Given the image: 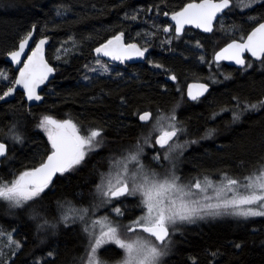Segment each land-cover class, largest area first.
<instances>
[{
  "label": "trees",
  "instance_id": "16d2710c",
  "mask_svg": "<svg viewBox=\"0 0 264 264\" xmlns=\"http://www.w3.org/2000/svg\"><path fill=\"white\" fill-rule=\"evenodd\" d=\"M185 2L187 0H0V71L9 78L17 76L6 56L16 49L33 25L37 38L48 37L47 57L56 69L53 80L43 87L45 100L41 104L29 106L20 91L13 101H0V140L10 148L9 162L2 164L0 178L11 180L13 172L39 163L48 147L46 134L35 127L43 115L73 119L84 128H100L104 144L79 171L55 178L54 188L35 204L18 210L0 202V227L4 232L16 229L15 238L23 244L15 264H37L38 261L79 264L87 244L82 227L61 225L54 233L51 230L40 233L36 224L42 221L30 220L29 214L35 209L48 220L56 221L57 201H71L77 206L96 202L95 185L100 181V173L107 169L109 157L121 156V150L140 139L147 127L138 121L137 111L146 108L170 111L177 101L172 80L162 79L154 70H142L138 77L127 82L95 77L85 83L82 81L85 65L95 57L93 49L117 31H125L129 42L143 46L144 34L155 31V36L147 37L150 40L147 47L152 49L150 55L171 69L168 74L177 75V83L185 84L196 73L191 59H187L190 54L177 48L174 51L179 55L165 54L168 50L162 41L166 34L159 30L167 24L162 13L179 10ZM62 7L70 11L65 16H57V10ZM149 8L153 10L148 11ZM125 13L129 17L138 14V19H125ZM72 38L75 46L67 62L56 63V49L62 43L73 41ZM259 68V71L252 70L226 81V87L213 95L215 104L229 102L232 96L264 98V68ZM162 83L167 85L165 91L161 89ZM7 86L10 85L0 80V90ZM207 110L195 112L184 107L181 115L189 130L205 126ZM17 121L26 125L21 129L26 138L22 146H13L6 138L10 125ZM219 130L215 141L220 143L218 147L211 143L206 151L187 153L185 164L189 172L203 167L214 169L212 172H224L217 170L220 168L242 177L251 171L250 166L264 162V108L237 124L229 122L219 126ZM80 193L82 195H78ZM133 203L135 200L130 199L129 204ZM237 244L241 246L237 248ZM49 252L53 256L49 257ZM163 264H264V217L185 225L175 236L173 250Z\"/></svg>",
  "mask_w": 264,
  "mask_h": 264
},
{
  "label": "snow or ice",
  "instance_id": "6c2138e0",
  "mask_svg": "<svg viewBox=\"0 0 264 264\" xmlns=\"http://www.w3.org/2000/svg\"><path fill=\"white\" fill-rule=\"evenodd\" d=\"M240 9L260 11L257 15L247 16V21L253 26L246 35L231 39L220 47L214 52L212 60L217 67L221 61H232L239 65L242 71L247 72L253 68V64L245 59V53H250L264 68V0H187L179 10L162 13L164 16L170 15L173 23L159 30L171 34L172 38L166 40L167 44L173 43V39H181L188 26L214 35L218 23L224 31L219 18L228 13L239 12ZM156 10L159 11V8ZM69 11V8L62 7L57 10L56 15L65 16ZM125 19L135 21L138 14L129 17V14L125 13ZM35 32L36 26L33 25L20 39L16 49L7 53L12 62L22 64V67L17 69L18 75L13 78L0 71V80L10 85L0 90V101L7 102V98L13 97L18 87L23 89L26 101H43L44 97L40 95L39 90L56 69L44 56L47 36L38 42L33 41L35 47L29 49V41L33 40ZM155 34V31L145 33L144 46H141L139 43L126 42L125 31H117L93 49L96 67L90 70L104 73L112 71L108 64L102 63V57H109L112 61L120 63L145 57L149 51L147 44L150 42L147 37H153ZM140 35L137 33V36ZM72 39L75 46V40ZM195 44L198 49L204 47L199 40ZM26 50L30 51V54L26 55ZM199 60L203 62L205 57L201 55ZM153 66L164 68L162 64ZM211 66L209 64V67ZM224 78L229 80L232 77L226 74ZM84 79L89 77L86 75ZM169 79L178 81L175 73H172ZM209 80L219 83L211 76ZM209 88L210 83L207 82L189 84L186 92L182 93V100L187 98L199 102L201 97L209 92ZM233 99L236 100L232 110L233 122L239 121L245 112L264 108V98L254 103L245 101L243 107L238 98ZM179 107L178 102L170 114L161 113L155 118L151 110H138L136 113L140 122L147 124L154 121L152 131L157 133L155 144L164 150V154L161 157L159 152H155L150 159L161 168L164 167V162H167V168L157 172L145 165V146L150 144L151 136L141 137L121 150L119 162L111 164L107 173H100V182L94 189L98 203L76 206L71 201H57V223H52L33 209L29 219L42 221L36 224V230L49 227L55 229L58 223L69 225L79 222L87 239L85 254L79 258V264H163L164 258L171 251L172 237L178 231L179 225L222 215L264 217V163L254 167L243 177L221 173L218 182L207 174L184 182L177 174L175 155L182 154L189 144L198 143L196 140L179 142L180 136L187 132L176 115ZM27 111L30 113L31 109ZM157 111L160 112L159 109ZM216 115L217 113H213L212 118ZM22 127L26 125L19 121L9 127L6 138L13 146H22L26 142ZM35 127L46 134L48 145L45 154L39 158V163L13 172L11 180L0 178V202H6L10 209L23 210L42 200L54 188L55 178L79 171L87 164L90 156L104 146L102 129L84 128L73 119H57L52 115H43L38 118ZM213 132L214 130H209L206 135L210 136ZM9 156V144L0 140V164L9 162ZM209 192L212 194L209 195ZM130 199H134L135 203H126ZM69 205L70 208L67 207ZM102 207H107L116 220L113 221L107 215L96 218V212ZM136 212L140 215H135ZM124 219L128 222H119ZM15 232L16 229H13L5 233L0 227V237L8 241L4 247L10 250V254L6 256L4 247H0V264H15V257L23 250V244L14 239ZM240 246L236 245L237 248ZM113 248L115 251H111ZM48 256H53V253L49 252ZM37 264L44 262L38 261Z\"/></svg>",
  "mask_w": 264,
  "mask_h": 264
},
{
  "label": "flooded vegetation",
  "instance_id": "af4514ba",
  "mask_svg": "<svg viewBox=\"0 0 264 264\" xmlns=\"http://www.w3.org/2000/svg\"><path fill=\"white\" fill-rule=\"evenodd\" d=\"M239 13H243V15H240ZM258 13L256 12H250L248 10H243L240 9L239 12H232V13H228L227 15H223L222 17H220L219 19L222 21L223 23V27H224V31L221 30L220 28V24L218 23L216 25V32L215 34H207V33H203L202 30L199 29H194L192 27H188L186 28L185 31V35L179 39L173 40V43H171L169 46H166V50H168V52H164L165 54H172V55H179L178 52L174 51L175 48L177 49H182L184 52L190 54V56L187 59H191L192 61V65L195 68V74H193V76L191 77V80H189L188 82H186L185 84H180L177 83V81H172L173 82V87L175 88V93L177 95V101L175 102V105L179 102L180 103V107L176 110V115L178 117V120L182 123V125L185 128H188L185 125V121L183 118V116L181 115L182 110L184 109V107H188V108H192V110L196 111H201L204 110L205 108H207L208 110L206 111V115L207 118L205 119V126L203 125V127H201V129L198 130H187V132L185 133L186 135V139L189 138L190 140H196L198 141V143H194L191 144L190 150L189 152L195 153L197 154L200 151H206V148L211 144V143H215L216 139H217V135L220 133L219 130V126L222 127V125L231 122L233 125L237 124L238 122L242 121V119H245L246 116L251 115V114H258L262 109H259L258 111H248L245 112L244 115L241 117V119L239 121L233 122L232 119V110L234 109L235 105H236V100H234L233 98L236 97L241 101V107H243V102L247 101V102H256L258 99H252V98H247V97H237V96H232L231 100L229 102H222V103H218L217 105L215 104V102L213 101V95L215 94V92L217 90H221L224 89L226 87V81L229 80H225V75L226 74H230L231 75V79H233L235 76H242L244 74H246L249 71L255 70V71H259L261 66H259V61L254 60L249 54H247L245 56L246 60L249 63L253 64V68L249 69L247 72H244L241 70V68L236 67L234 65H230L226 62H220L219 66L217 67V65L213 62L212 57L215 51H218L220 47H223L227 42H230L231 39H239L241 36L246 35V33L251 29V27L253 26L251 22L247 21V16L248 15H257ZM167 20V24H169V20L168 18L164 17ZM167 24L164 26L166 27ZM235 29V30H234ZM171 34H166L164 35V39H166L167 37H170ZM199 40L201 44L204 45L203 49H198L196 48V44L195 42ZM126 42H129L126 39ZM138 43V42H136ZM189 43V44H188ZM140 44V43H139ZM143 46V45H141ZM163 46L165 47V45L163 44ZM215 47V48H214ZM173 50V51H170ZM161 54V52H160ZM147 57L144 61L142 62H125L124 63V67L125 70L130 74V76H127V78L124 77H115L113 76V74H111L110 76H97V78H108L111 80H115V81H123V82H127L128 80H131L132 78H136L138 77V73L142 70H154L156 72H159V74L162 76V79H169V76L171 74H168V72L170 71H166L165 69L171 70L170 68L166 67L165 64L162 62H156L154 60V57L151 56L148 53H146ZM203 55L205 57V60L203 62H201L199 60V57ZM103 58V57H102ZM151 58L154 64H162L164 65V69L163 70H155L153 69L151 66H149V62L148 59ZM105 59V58H103ZM106 61H108L107 59H105ZM110 62V61H109ZM113 63V62H112ZM114 63L115 65L118 64ZM209 64H211L212 66L209 67ZM134 74V75H132ZM212 77L213 80H218L219 83H214L211 82L209 80V77ZM191 82H199V83H210V88H209V92L205 94L204 97H201L199 102H193L188 100L187 98H184L182 100V93L186 92L187 90V85H189V83ZM161 89L163 91H165L167 89V85H165L164 83H162L161 85ZM174 105V106H175ZM160 110V112L165 113L166 110L164 109H160V108H153V109H143V110H151L153 112V118L159 113L157 110ZM140 110V111H143ZM213 113H217V115L215 116V118H212ZM204 122V120H203ZM150 123V122H149ZM147 123V124H149ZM216 123V126H215ZM144 124V123H142ZM145 124V125H147ZM209 130H214L213 134L210 136H207L206 133ZM142 136V135H141ZM140 136V137H141ZM157 136V135H156ZM155 136V139H156ZM154 139V141H155ZM179 140H183L184 139H179ZM155 144V143H154ZM215 145L218 147L220 145V143H215ZM160 149L156 144L154 147L151 148L150 151H155ZM260 163L256 162L255 164H253L252 166H250V170H252L254 167L258 166ZM196 171H213L214 169H206V168H200V169H195ZM217 170H223L224 172H227L226 169H220L217 168ZM222 172V173H224ZM228 173V172H227Z\"/></svg>",
  "mask_w": 264,
  "mask_h": 264
},
{
  "label": "rangeland",
  "instance_id": "374dc122",
  "mask_svg": "<svg viewBox=\"0 0 264 264\" xmlns=\"http://www.w3.org/2000/svg\"><path fill=\"white\" fill-rule=\"evenodd\" d=\"M244 10V9H243ZM170 38H172L171 36L170 37H167L166 39H164L163 41H162V44H164L165 46H169L170 44H167L166 43V40L167 39H170ZM174 40V39H173ZM189 44V43H188ZM73 41H70V42H65V43H62L57 49H56V51H55V56H54V60H55V62L56 63H62V62H67V57H69V55L73 52L72 50H73ZM149 48V54H150V52H151V48L150 47H148ZM57 57H59V59H57ZM102 59V63H106V64H108L109 65V67L112 69V71L110 72V73H104V72H102V71H100V72H92L90 69L91 68H93V67H96V65H95V57L92 59V61H91V63H89L87 66L88 67H86L85 69H84V72H83V77H82V81L83 82H85V83H88V82H90L93 78H95V77H97V76H101V75H104V76H110L111 74H113V76H115V77H124V78H127V76H130V74L131 73H129V72H127L126 70H125V67H124V63H118V64H114V63H112V62H109V61H106L105 59H103V58H101ZM148 62H149V66H151L153 69H155V70H163L164 68H155L154 66H153V61H152V59L151 58H149L148 59ZM151 62V63H150ZM259 66H261L260 64H259ZM117 73H122L123 75L122 76H118L117 75ZM88 76L89 77V79H84V77L85 76ZM132 75H134V74H132ZM170 114L171 113V110L170 111H166L165 113H163V112H159L157 115H159V114ZM156 115V116H157ZM155 116V117H156ZM154 117V118H155ZM154 122V121H153ZM153 122H150L149 124H147V127H145V129H144V131H143V133H142V136L141 137H144V136H151V142H150V144L149 145H147V146H145V157H144V163H145V165H147V166H149L150 168H153V169H155L157 172H162L163 170H164V168H167L168 167V164H167V162H164V167L163 168H161V167H158L154 162H152L151 161V159H150V157L155 153V152H159L160 153V155H161V157H163V154H164V150L163 149H158V150H155V151H150L151 150V148L152 147H154L155 146V141H154V139H155V136L157 135V133H154L153 131H152V124H153ZM184 127V126H183ZM187 130H189L188 128H186ZM140 137V138H141ZM179 139H184L183 140V142L184 141H190V139L189 138H187L186 139V135L185 134H182L181 136H180V138ZM179 142L180 143H183L182 142V140H179ZM190 147H191V144H189L186 148H184V150H183V153L182 154H179V153H177L176 155H175V157H174V160H175V163H176V166H177V174L178 175H180L181 177H182V179H183V181L184 182H188V181H190V180H192L194 177H202L203 175H210L211 176V178L214 180V181H219V179H220V176H221V173H218V172H212V171H210V172H207V171H196L195 169L192 171V172H189L188 171V166H186V164H185V156L187 155V153H188V151L190 150ZM119 158H120V156H117V157H115V159H113V160H111L110 161V163H109V165H108V167H107V169L106 170H104V171H102V173H107L109 170H110V165L111 164H115V163H118L119 162ZM262 163H264V162H262ZM261 163V164H262ZM130 167H131V165H130ZM229 175H231V176H234V175H232V174H230V173H228ZM248 174V173H247ZM247 174H245V175H247ZM245 175H243V176H245ZM242 176V177H243ZM236 177V176H235ZM100 182V181H99ZM212 193L211 192H209V195H211ZM96 199H97V201L95 202V203H98L99 202V200H98V197L96 196ZM95 199V200H96ZM126 203H128L129 204V201H126ZM77 206V205H76ZM85 206H88V205H85ZM68 208H70L71 206L69 205V206H67ZM105 210H108V208L107 207H102V208H100L99 209V211H97L96 212V218H99V217H102V216H105V215H107V216H109L113 221H115L116 220V217L114 216V215H112L111 214V212L108 210L107 212L105 211ZM59 214V213H58ZM41 215V214H40ZM139 215H140V213H139ZM42 217H45V216H43V215H41ZM59 217V215L57 216V218ZM47 218V217H46ZM254 218H260V217H242V216H235V215H222V216H216V217H207V218H205V219H198V220H196L194 223H184V224H182V225H179L178 226V231L173 235V237H172V240H173V245H174V242H175V236L181 231V229H182V227L183 226H185V225H192V224H200L201 222L203 223V222H208V221H212V222H214V221H217V220H225V219H231V220H247V219H254ZM48 219V218H47ZM49 221H51L52 223H57V220L56 221H53V220H49ZM120 223H127L128 221H119ZM75 224H77V225H80V227H82V225L79 223V222H77V223H75ZM69 226V225H72V224H69V225H64L63 223H58V225H57V227L55 228V229H53V228H46V229H41L39 232L41 233V231H42V233L44 232V231H46V233L49 231V230H51L53 233L54 232H56V230H57V228L59 227V226ZM5 233H7V232H5ZM14 239L15 240H17L16 238H15V234H14ZM19 241V240H18ZM7 243H8V241L5 239V238H3V237H0V247H4L5 245H7ZM173 245H172V247H171V251H170V253L172 252V250H173ZM4 252H5V254H6V256L7 255H9L10 254V250L7 248V247H4ZM170 253H169V255H170ZM108 255V254H107ZM168 255V256H169ZM168 256H166L165 258H164V260H163V262L166 260V258L168 257Z\"/></svg>",
  "mask_w": 264,
  "mask_h": 264
},
{
  "label": "water",
  "instance_id": "95a60500",
  "mask_svg": "<svg viewBox=\"0 0 264 264\" xmlns=\"http://www.w3.org/2000/svg\"><path fill=\"white\" fill-rule=\"evenodd\" d=\"M164 17L168 18V20H169L170 23H173V22L171 21V19H170V15H169V16H164ZM188 27H191V26H188ZM39 39H41V38H37V33L35 32L34 35H33V40H32V41H29V49L34 48V47H35V43H34L33 41L38 42ZM125 41H126V38H125ZM135 43H136V42H135ZM48 46H49V39H48V43L44 46V56H45V59L48 61V63H49L53 68H55V67L50 63V61L48 60V57H47ZM27 54H30V51L26 50V55H27ZM247 54H249V55L251 56L250 53H245V56H246ZM146 57H147V55L145 54V57H143V58H134L133 60H130V61H128V62H142V61H144V60L146 59ZM103 58H105V59H107L108 61L113 62V63H117V62H119V61H112L109 57H103ZM245 59H246V58H245ZM253 59H254V58H253ZM254 60H255V59H254ZM6 61L9 62V63L13 66V68H14L16 71H17V69H18L19 67H22V64H21V65H17V64H15L14 62L11 61L10 57H8V56H6ZM221 62H226V63H228V64H230V65H234V66H236V67L241 68L239 65H236V64H235L234 62H232V61H221ZM17 75H18V71H17ZM54 76H55V72H54L51 76H49L48 81H47L45 84H48L51 80H53ZM192 83H199V82H191V83H189V84H192ZM45 84H44V85H45ZM44 85H42V86H41V89L39 90V91H40V95H42V96L44 97L43 101L45 100V94L43 93V87H44ZM19 91H20V92H23V89H21V88L18 87V88H17V92L14 94V96H13V97H9V98H7V102H11V101H13V100L15 99V97H16V94H17ZM23 93H24V92H23ZM24 97H25V96H24ZM25 101H26V98H25ZM43 101H31V102L26 101V102L28 103L29 106H34V105L41 104ZM3 102H4V101H3ZM141 123H143V122H141ZM144 124H145V123H144ZM155 140H156V139H155ZM5 143H6V142H5ZM157 146H158V145H157ZM158 147H159V146H158ZM1 166H2V164H0V168H1Z\"/></svg>",
  "mask_w": 264,
  "mask_h": 264
}]
</instances>
